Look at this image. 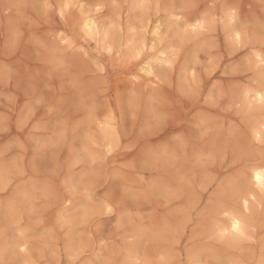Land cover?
<instances>
[{"label": "clouds", "instance_id": "obj_1", "mask_svg": "<svg viewBox=\"0 0 264 264\" xmlns=\"http://www.w3.org/2000/svg\"><path fill=\"white\" fill-rule=\"evenodd\" d=\"M0 264H264V0H0Z\"/></svg>", "mask_w": 264, "mask_h": 264}]
</instances>
